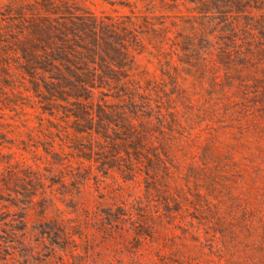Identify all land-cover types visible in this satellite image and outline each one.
<instances>
[{
	"label": "trees",
	"instance_id": "trees-1",
	"mask_svg": "<svg viewBox=\"0 0 264 264\" xmlns=\"http://www.w3.org/2000/svg\"><path fill=\"white\" fill-rule=\"evenodd\" d=\"M202 1L204 26L226 27L219 43L204 47L181 46L183 33H170L150 2L128 17L97 15L69 0L0 4V264H86L74 237L84 221L51 215L49 207L73 201L90 215L82 190L154 184L161 159L149 141L153 128L168 130L170 112L167 93L136 57L167 67V56L240 58V49L221 39L235 45L239 27H264V0ZM104 215L100 235L107 242L119 221L110 210Z\"/></svg>",
	"mask_w": 264,
	"mask_h": 264
},
{
	"label": "rangeland",
	"instance_id": "rangeland-1",
	"mask_svg": "<svg viewBox=\"0 0 264 264\" xmlns=\"http://www.w3.org/2000/svg\"><path fill=\"white\" fill-rule=\"evenodd\" d=\"M69 1L97 15L123 17L144 12L150 2L146 7L164 17L170 33H183V47L219 43L218 31L226 30L204 26L205 1ZM239 28L235 45L232 38L220 43L240 49V58L203 62L204 55H194L180 62L167 56V67L164 60L136 57L167 93L168 130L153 128L156 137L148 140L161 159L156 182L123 184L121 191L115 186L114 193L112 185L110 191L82 190L90 215L73 201L49 207L51 215L84 221L74 237L86 264H264V27ZM109 210L119 222H112L113 239L104 242L100 230Z\"/></svg>",
	"mask_w": 264,
	"mask_h": 264
}]
</instances>
